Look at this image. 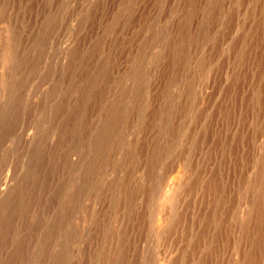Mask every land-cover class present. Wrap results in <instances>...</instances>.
I'll return each instance as SVG.
<instances>
[{"label":"rangeland","instance_id":"rangeland-1","mask_svg":"<svg viewBox=\"0 0 264 264\" xmlns=\"http://www.w3.org/2000/svg\"><path fill=\"white\" fill-rule=\"evenodd\" d=\"M0 264H264V0H0Z\"/></svg>","mask_w":264,"mask_h":264},{"label":"bare ground","instance_id":"bare-ground-1","mask_svg":"<svg viewBox=\"0 0 264 264\" xmlns=\"http://www.w3.org/2000/svg\"><path fill=\"white\" fill-rule=\"evenodd\" d=\"M67 215V214H66Z\"/></svg>","mask_w":264,"mask_h":264}]
</instances>
